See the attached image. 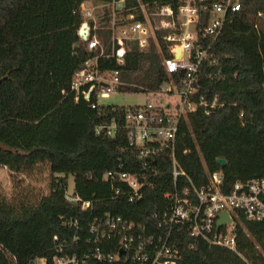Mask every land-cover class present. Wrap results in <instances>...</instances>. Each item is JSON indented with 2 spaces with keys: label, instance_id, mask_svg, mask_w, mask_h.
<instances>
[{
  "label": "trees",
  "instance_id": "16d2710c",
  "mask_svg": "<svg viewBox=\"0 0 264 264\" xmlns=\"http://www.w3.org/2000/svg\"><path fill=\"white\" fill-rule=\"evenodd\" d=\"M85 1L0 0V165L19 172L44 163L49 170L48 191L35 201L8 200L0 188V264H33L40 257L51 264L58 242L65 244V252L79 251L88 220L105 211L147 223L153 211L165 206L164 191L174 188L171 162L161 158L164 173L141 200L110 196L103 173L113 168L138 172L142 162L126 132L109 136L95 131L131 105L91 107L70 89L72 75L95 52L79 35L84 17L78 8ZM178 1L125 0L121 14L145 20L144 11L151 14L161 4L174 9ZM106 22L107 17L98 21L92 33L108 52ZM168 31L157 27L143 49L135 40L126 41L123 64L99 58L102 68L119 69L126 82L119 90L154 91L176 78L162 64V56L169 54L163 38ZM197 87L199 94L216 96L223 106L210 113L199 107L181 120L175 157L188 177L180 175L179 186L204 184L207 172L216 170L223 172L224 189L236 180L264 177V0H241V8L210 44ZM218 157L225 158L224 165ZM69 173L77 201L66 197ZM88 200L91 205L82 207ZM235 231L236 250L200 240L196 249L184 247L175 264H264V220L242 217ZM74 235L81 236L77 244Z\"/></svg>",
  "mask_w": 264,
  "mask_h": 264
},
{
  "label": "built area",
  "instance_id": "2783aa9c",
  "mask_svg": "<svg viewBox=\"0 0 264 264\" xmlns=\"http://www.w3.org/2000/svg\"><path fill=\"white\" fill-rule=\"evenodd\" d=\"M124 1L80 4L85 34L79 35L87 49L95 52L72 75L70 89L76 100L83 98L91 107L101 106L100 98L118 91L119 85L126 82L119 69L102 68L99 58L113 57L123 64L126 41L135 40L141 49L147 48L148 38L157 27L168 28L163 38L168 41L169 54L162 56V64L169 76L177 74L176 80H164L158 89L149 91L160 94L157 99L127 106L120 115L97 125L95 131L109 136L120 130L126 132L128 145L142 162L138 172L113 168L103 173V179L111 185V198L123 197L130 203L141 200L155 177L164 173L161 158L171 162L169 172L174 188L164 191L165 206L153 211L147 223L109 211L93 216L88 220V235L83 237L79 251L65 252V244L58 242L51 264H175L184 247L196 249L200 240L236 250L235 227L242 217L264 220V177L236 180L224 189L223 172L216 170L207 172L204 184L180 187V175L188 176L176 160L175 146L179 124L188 112L201 107L210 113L223 106L216 96L209 98L198 93L197 72L210 44L231 14L241 8V0H179L174 9L161 4L151 14L144 11L145 20L133 19V13L121 14ZM140 6L145 9L144 3ZM153 15H158V22ZM105 17L111 35L108 52L96 33H92L98 18L102 21ZM66 197L79 200L72 192H67ZM87 205H91L90 200L83 201L81 206ZM222 210L230 220L217 225ZM80 238L74 235L72 241L77 244ZM33 264H46V260L40 257Z\"/></svg>",
  "mask_w": 264,
  "mask_h": 264
},
{
  "label": "rangeland",
  "instance_id": "374dc122",
  "mask_svg": "<svg viewBox=\"0 0 264 264\" xmlns=\"http://www.w3.org/2000/svg\"><path fill=\"white\" fill-rule=\"evenodd\" d=\"M89 2L91 1L86 0L84 4L89 5ZM92 3H95V0ZM98 13L99 10L95 9V14ZM153 16V19L157 20L158 15ZM131 83L133 85L137 84L135 81ZM159 95L141 89L132 91L118 90L111 92L107 97L100 98V101L106 104L135 105L146 101H154ZM48 172V166L44 163L35 165L32 169H24L19 172H11L6 166L0 165V188L3 197L11 201L22 197L29 201L37 200L48 191ZM73 189L74 176L69 173L67 176V192L71 193Z\"/></svg>",
  "mask_w": 264,
  "mask_h": 264
},
{
  "label": "water",
  "instance_id": "95a60500",
  "mask_svg": "<svg viewBox=\"0 0 264 264\" xmlns=\"http://www.w3.org/2000/svg\"><path fill=\"white\" fill-rule=\"evenodd\" d=\"M84 27H85V23H81L80 28H79V34H85V28ZM217 161L220 163V165H224L226 162L225 158H223V157H218ZM229 220H230V217H229L228 213L225 210H222L218 214V219H217L216 223H217V225H221V224H223Z\"/></svg>",
  "mask_w": 264,
  "mask_h": 264
},
{
  "label": "crops",
  "instance_id": "0c3cea01",
  "mask_svg": "<svg viewBox=\"0 0 264 264\" xmlns=\"http://www.w3.org/2000/svg\"><path fill=\"white\" fill-rule=\"evenodd\" d=\"M91 2H89L90 4L89 5H91L92 4V1H94V0H90Z\"/></svg>",
  "mask_w": 264,
  "mask_h": 264
}]
</instances>
